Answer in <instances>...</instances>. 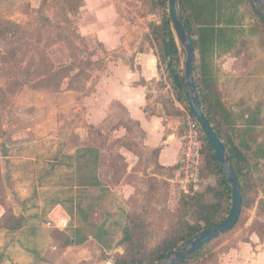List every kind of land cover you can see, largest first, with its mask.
<instances>
[{
	"label": "crops",
	"instance_id": "obj_1",
	"mask_svg": "<svg viewBox=\"0 0 264 264\" xmlns=\"http://www.w3.org/2000/svg\"><path fill=\"white\" fill-rule=\"evenodd\" d=\"M188 2L200 34L196 57L200 59L201 82L224 126L248 158L261 191L259 199L264 200V38L244 0ZM112 6L89 2L85 11L94 12V21L81 31L98 37L111 53L102 73L103 113L118 107L139 125L145 135L143 146L157 154L158 165L178 171L182 117L169 115L156 97L149 98L151 86L161 75L146 25L151 17L132 15L133 25H128L123 7ZM176 102L173 100V106ZM14 151L15 147L2 146L0 137L4 190L0 193V264H115V256L125 252L121 244L125 226L118 227L114 221L102 223V219L119 217L121 211L97 210L95 167L91 168L92 178L81 186L78 165L62 162L61 154L46 164L6 162ZM37 165L42 171L31 174ZM22 169L32 175L31 181L17 176ZM66 169H71L67 179L71 187L64 181ZM17 222L20 226L16 227ZM248 227L215 247L212 264H264V239L251 233L247 240ZM62 235L67 241L64 246Z\"/></svg>",
	"mask_w": 264,
	"mask_h": 264
},
{
	"label": "rangeland",
	"instance_id": "obj_2",
	"mask_svg": "<svg viewBox=\"0 0 264 264\" xmlns=\"http://www.w3.org/2000/svg\"><path fill=\"white\" fill-rule=\"evenodd\" d=\"M70 1L0 0V22L15 25L10 38L0 43L2 56L6 55L4 59L0 58L1 144L16 149L8 155L13 159L5 161L46 164L61 154L62 162L78 165L81 186L92 178L91 168L94 166L96 179L99 180L96 186L97 210L121 211L119 217L102 219V223L108 225L109 221H114L118 227H126L133 214L142 216L147 247L151 248L175 223L181 199L188 201L204 187L215 184V180L206 179L208 174L204 159L205 169L200 174L198 192L193 191L192 183L187 187L190 193L186 194L178 182V171L160 167L157 154L143 146L145 135L137 123L129 120L118 107L107 115L103 113L102 73L109 64L111 53L98 37L84 35L81 31L94 21V12L85 11L91 1H102L110 9L113 4L122 6L120 10L128 25H133L132 15L136 18L151 17L146 23L148 27L153 22L160 23L162 15L148 14L144 6L146 0H76V11H70ZM252 19L262 34V29ZM124 20L121 22L124 23ZM100 29L103 30V27ZM151 45L158 55L156 45ZM182 55L183 62L184 53ZM159 63L160 80L151 86L149 98L156 97L169 115L182 117L183 112L181 108L177 109L176 103L175 106H168V102L176 99L175 91L160 58ZM70 65L74 66V71L68 78L61 82L53 77L49 79L51 68ZM51 135L57 137L50 138ZM35 171L40 173L42 170L37 165L29 172L33 174ZM1 173L2 168V195ZM63 173L66 181L71 169ZM27 174L22 169L17 176L31 181L32 175ZM67 185L71 187L69 180ZM69 187L65 185L66 190ZM260 192L256 183L248 188L240 223L233 232L214 242L210 253L216 245L247 225L245 236L248 240L255 221L264 223ZM256 232L264 234V227L258 226ZM61 237L64 246L67 241L64 235ZM212 263L214 258L209 257L196 264Z\"/></svg>",
	"mask_w": 264,
	"mask_h": 264
},
{
	"label": "trees",
	"instance_id": "obj_3",
	"mask_svg": "<svg viewBox=\"0 0 264 264\" xmlns=\"http://www.w3.org/2000/svg\"><path fill=\"white\" fill-rule=\"evenodd\" d=\"M244 1L248 6L250 15L262 29V36L264 38V18L255 11L248 0ZM179 2L183 23L191 34L193 45L197 53L200 48V34L195 21L194 12L191 10L188 0H179ZM76 3V0L70 1V11H76ZM144 6L146 7L148 14L162 15L160 23L153 22L149 25L150 41L157 47L160 62L166 69V74L174 88L177 101L181 103L190 114H192L184 94L182 54L169 19L168 0H146ZM14 26L15 25L13 24L8 25L0 22V43L10 38L9 34ZM5 57L6 55L2 56V52L0 51V58L4 59ZM73 68V65L51 68L49 71V79L53 77L61 82L68 78L70 72L74 71ZM195 69L201 105L225 149L230 154V160L241 185L244 207L248 188H252V185L255 184L249 160L235 143L228 129L224 126L213 98L203 86L200 79V59L197 57L195 61ZM168 106L172 107L173 103L168 102ZM202 138L204 143L203 155L206 160V170L208 174L206 175V179H214L215 184L211 183L207 187H204L202 192L194 195L188 201L182 198L178 214L176 215L178 218L175 223L164 237L151 248L147 247L144 231V218L138 216V214H133L125 227L121 241V244L125 246V252L124 254H118L115 256V264H157L163 260L169 252L177 249L181 244L190 240L204 229L219 224L228 216L232 205L231 190L210 145L204 136H202ZM204 169L205 166L201 173H203ZM175 170L173 169V171ZM261 205L264 207V200L261 202ZM11 220H14V218L11 217ZM240 221L241 217L238 224ZM260 223V220L255 221L251 227V233L259 232H256L258 226H260V228L264 227V223ZM17 226H20L19 222H17L16 227ZM257 234L261 240L264 239V234ZM218 240H220V237L196 252L181 264H188L189 262L196 264L201 263L204 259L208 260L209 257L213 258L212 253H210V247Z\"/></svg>",
	"mask_w": 264,
	"mask_h": 264
},
{
	"label": "water",
	"instance_id": "obj_4",
	"mask_svg": "<svg viewBox=\"0 0 264 264\" xmlns=\"http://www.w3.org/2000/svg\"><path fill=\"white\" fill-rule=\"evenodd\" d=\"M248 1L255 11L264 18V0ZM168 14L181 54L184 53L182 78L187 103L227 179L232 197L230 212L222 222L204 229L190 240L181 244L177 249L169 252L163 260L157 263L181 264L214 240L231 232L237 226L243 210V197L240 182L230 160V154L225 149L201 105L200 92L196 81V51L191 34L182 20L179 0H168Z\"/></svg>",
	"mask_w": 264,
	"mask_h": 264
},
{
	"label": "built area",
	"instance_id": "obj_5",
	"mask_svg": "<svg viewBox=\"0 0 264 264\" xmlns=\"http://www.w3.org/2000/svg\"><path fill=\"white\" fill-rule=\"evenodd\" d=\"M173 99L176 102L175 98ZM176 104L183 112V116L179 120V125L183 131V146L177 176L182 189L188 194L190 192H188L187 187L192 183H194L193 191L198 192L199 190L198 184L200 183V174L204 163L203 134L195 117L182 104L177 102ZM194 192L191 194L194 195Z\"/></svg>",
	"mask_w": 264,
	"mask_h": 264
}]
</instances>
